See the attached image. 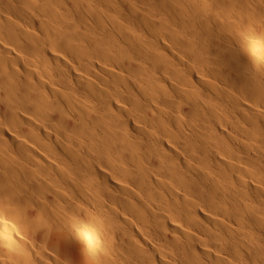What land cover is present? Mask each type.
Segmentation results:
<instances>
[{"label": "bare ground", "instance_id": "obj_1", "mask_svg": "<svg viewBox=\"0 0 264 264\" xmlns=\"http://www.w3.org/2000/svg\"><path fill=\"white\" fill-rule=\"evenodd\" d=\"M0 264H264V0H0Z\"/></svg>", "mask_w": 264, "mask_h": 264}]
</instances>
